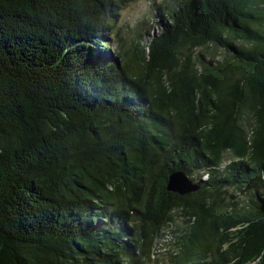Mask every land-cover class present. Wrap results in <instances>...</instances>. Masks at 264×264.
Wrapping results in <instances>:
<instances>
[{
  "label": "trees",
  "instance_id": "obj_1",
  "mask_svg": "<svg viewBox=\"0 0 264 264\" xmlns=\"http://www.w3.org/2000/svg\"><path fill=\"white\" fill-rule=\"evenodd\" d=\"M0 264H264V0H0Z\"/></svg>",
  "mask_w": 264,
  "mask_h": 264
},
{
  "label": "rangeland",
  "instance_id": "obj_2",
  "mask_svg": "<svg viewBox=\"0 0 264 264\" xmlns=\"http://www.w3.org/2000/svg\"><path fill=\"white\" fill-rule=\"evenodd\" d=\"M144 12H147L143 4H137L134 7L129 8L126 11L122 12V15L120 16L121 22L118 24L119 28H125V36L126 40L128 41V46L130 51L132 53H136L140 55V52L143 50L147 51V46L149 44V37H152L153 35H157L160 32V27H156L154 25H150L148 28L147 24L144 25L147 32H145L144 26L141 25V23H144ZM145 24V23H144ZM149 33V35H148ZM138 34H141L138 37ZM141 44V45H140ZM134 47H138L139 50L134 51ZM138 51V52H137ZM229 158V157H228ZM241 202L245 200V197H240L238 198ZM246 202V200H245ZM244 204V203H242ZM175 223H173V233H169V239H171L172 242H164L160 241L157 244V252H160L159 258L161 262H166L168 260L170 253L174 254V250L178 249H173V248H178V245L174 243L175 240V235L181 234V232L185 229L186 224L191 223V222H185L183 221L182 216H177L175 217ZM174 235V236H172ZM165 240H167L165 238ZM169 248H172L171 250H168ZM168 251H164V250Z\"/></svg>",
  "mask_w": 264,
  "mask_h": 264
},
{
  "label": "water",
  "instance_id": "obj_3",
  "mask_svg": "<svg viewBox=\"0 0 264 264\" xmlns=\"http://www.w3.org/2000/svg\"><path fill=\"white\" fill-rule=\"evenodd\" d=\"M167 190L180 196H186L195 193L198 187L186 174L177 173L171 176Z\"/></svg>",
  "mask_w": 264,
  "mask_h": 264
},
{
  "label": "bare ground",
  "instance_id": "obj_4",
  "mask_svg": "<svg viewBox=\"0 0 264 264\" xmlns=\"http://www.w3.org/2000/svg\"><path fill=\"white\" fill-rule=\"evenodd\" d=\"M175 194H177V193H175ZM165 238H166L167 240H165ZM160 241H164V242H166V243H167V242H169V243L172 242L171 239H169V233L166 234L165 236H163L162 239H160ZM164 251L166 252L167 250L165 249Z\"/></svg>",
  "mask_w": 264,
  "mask_h": 264
}]
</instances>
